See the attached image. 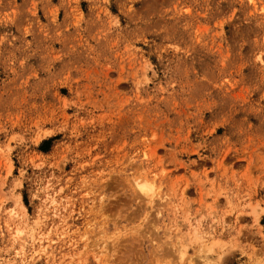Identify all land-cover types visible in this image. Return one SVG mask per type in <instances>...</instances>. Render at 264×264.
<instances>
[{
	"label": "rangeland",
	"instance_id": "rangeland-1",
	"mask_svg": "<svg viewBox=\"0 0 264 264\" xmlns=\"http://www.w3.org/2000/svg\"><path fill=\"white\" fill-rule=\"evenodd\" d=\"M190 260L264 264V0H0V264Z\"/></svg>",
	"mask_w": 264,
	"mask_h": 264
},
{
	"label": "bare ground",
	"instance_id": "bare-ground-1",
	"mask_svg": "<svg viewBox=\"0 0 264 264\" xmlns=\"http://www.w3.org/2000/svg\"><path fill=\"white\" fill-rule=\"evenodd\" d=\"M179 247V249H178V251H179V253H180V255H181V257H180V259L182 258V256H184V255H186L187 254V248L185 247V246H178ZM211 247H210V249L208 248V251H211ZM167 254V253H166ZM165 254V255H166ZM168 255V254H167ZM169 256V255H168ZM207 258H209V257H206V259ZM158 260V259H157ZM170 260V259H169ZM182 260V259H181ZM181 260H180V262H181ZM208 260V259H207ZM215 260V259H214ZM216 261H218V259L216 260ZM170 262H172L171 260H170ZM208 264H209V262H210V260H209V262L208 261H206ZM205 262V263H206ZM193 262L190 260V262L188 263V264H192ZM173 264V263H172ZM179 264V263H178ZM194 264V263H193ZM211 264H213V263H211Z\"/></svg>",
	"mask_w": 264,
	"mask_h": 264
}]
</instances>
